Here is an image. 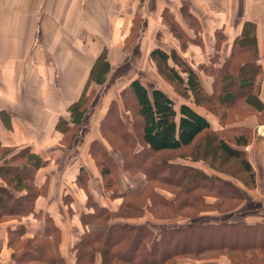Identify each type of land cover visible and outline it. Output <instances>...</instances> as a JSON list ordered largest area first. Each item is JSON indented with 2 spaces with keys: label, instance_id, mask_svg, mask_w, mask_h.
Here are the masks:
<instances>
[{
  "label": "crops",
  "instance_id": "obj_1",
  "mask_svg": "<svg viewBox=\"0 0 264 264\" xmlns=\"http://www.w3.org/2000/svg\"><path fill=\"white\" fill-rule=\"evenodd\" d=\"M185 5L201 30L198 40L190 36L188 41L203 50L201 65L215 63L214 70H218L230 61L227 71L235 60L253 67L249 83L241 85L245 74L239 77L234 73V83L230 79L226 83L230 88H214L219 79L201 68L198 72L192 68L203 93L212 97L218 92L216 107L226 108L225 115L218 116L209 109L213 105L196 101L190 89H185L187 96H183L157 79L158 84L150 86L142 77L131 75L135 73L133 64L126 69L130 77L120 91L139 80L149 95L157 89L172 100L176 122L181 105L203 117L209 127L191 144L208 132L243 155L254 172V181L247 185L246 174L236 177L212 165L206 168L194 164L208 169L216 178H225L245 199H257V194L264 198V0H0V164L16 167L23 174L31 173L27 182L37 192L28 215L8 217L0 223V264H15L13 247L35 236L51 242L56 238L55 249L64 263L74 264L75 245L89 228L84 215L93 212L94 205L118 209L123 197L115 196L114 190L104 185L92 145L98 141L107 143L99 119L104 107L94 103L89 109L86 100L94 87L101 88L109 81L112 69L124 63L119 64L123 61L121 46L132 35L138 18L139 23L145 20L149 24L155 17L161 19L158 14L168 9L176 14L179 23ZM145 41L150 43L148 38ZM138 43L136 40L133 44ZM241 50L249 57H243ZM172 51L183 60L186 57L178 54L176 47ZM128 56V61L137 60ZM102 63L107 64L108 73L101 71ZM191 64L194 65L192 61ZM179 74L186 79L185 72ZM79 108L83 109L81 114ZM206 143L205 140L200 146ZM113 154H109L113 165L120 164ZM198 160L202 159H193ZM238 168L246 173L241 165ZM0 186L13 189L1 178ZM26 193L24 188L15 196ZM263 214L244 220L254 224ZM121 219L123 222L112 218L110 223L131 224L137 220ZM18 225L24 226V232L15 235L12 247L11 233ZM99 262L97 255L95 264ZM214 262L230 264L226 258ZM178 264L193 263L180 260Z\"/></svg>",
  "mask_w": 264,
  "mask_h": 264
},
{
  "label": "rangeland",
  "instance_id": "obj_2",
  "mask_svg": "<svg viewBox=\"0 0 264 264\" xmlns=\"http://www.w3.org/2000/svg\"><path fill=\"white\" fill-rule=\"evenodd\" d=\"M158 16L161 19L155 17L156 19L152 23L149 21V24L145 20L139 23L140 18L136 20L132 35L125 38V43L121 46V52H123L121 60L123 61L119 64L124 63L115 70L112 69L111 71L114 72L110 71L112 75L109 81L107 80L103 86L100 85L101 88L94 87L86 100L89 109L94 106V103L104 107L99 119L101 134L107 143L99 141L92 143L93 149L98 155L96 157L97 168L98 170L108 168L110 171L107 175L101 174V177H103L104 183H109L115 196L123 197L128 194L131 196V202L136 205L121 213L133 214L135 217L129 219L137 220L131 221V224L146 225L157 234L164 229L188 225L222 224L225 222L230 224L239 220L250 224L245 220H251L258 216V213H264V198L259 197L258 194L256 195L257 199L253 200L245 199L242 194L239 197L235 196L233 184H228L224 181L225 178H216L209 173L208 169L194 164L195 162L204 167L212 165L225 174H235L236 177L246 174L249 180L247 173L240 172L239 160L230 161L225 158L220 153L218 145L215 144L217 140L209 133H206L201 139L198 138L190 146L176 151H151L142 139V123L134 97L130 92L122 93L123 89L121 91L120 89L123 88L125 80L130 77L126 70L128 65L133 64L135 73L132 72L131 75L142 77L148 81L150 86H154L158 82H162V84L166 82L177 94L187 96L184 93V86L173 81L162 64L149 57L151 48L161 49L171 54L172 48L176 47L178 54L184 53L186 57L183 60L178 56L177 62L172 59L173 61L170 60L169 65L174 67L177 72H183L182 70L188 66L194 67L197 72L201 68L206 73H212L213 79H219L214 88H230L226 83L233 77L232 74L243 73L250 77L254 71L253 67L245 61L240 63V61L234 60L222 75V71L214 70L215 63L201 65L204 58L201 59L200 50L202 53L203 50L199 48V44L192 45L188 42L191 40L190 36H194V40H198L201 30L198 20L190 14L187 5L182 11L183 18L179 17V23L176 21V14L172 15L168 9H164L163 13ZM161 21L162 23H160ZM146 24L148 25L146 26ZM146 38L150 43L145 41ZM136 40H139V43L133 44ZM241 52L243 57H249L244 50ZM129 54L137 60L128 61ZM191 61L194 65L191 64ZM118 91L120 92L118 93ZM217 93L216 91L212 97L203 94V96H198L199 100L197 101L213 105L209 108L210 111L218 116H224L225 111L223 110L226 108L216 107ZM192 96L195 98L193 93ZM107 98L112 99L107 101ZM205 140L208 143L201 147L200 143ZM113 152L114 157L120 160V164L118 162L113 165V159L109 155ZM199 158L202 160L193 161V159ZM261 217V221H263L264 214ZM115 218H119L120 222H123L122 216ZM212 231L213 229H211ZM185 243L189 244L188 240ZM198 243L201 244L202 240H198ZM253 255L255 254L237 251L207 250L199 256L196 255L197 257L187 256L176 259L174 257L168 264H175V261L178 264L180 260L202 264L220 258L222 260L226 258L230 264H264V253L259 255V258H252Z\"/></svg>",
  "mask_w": 264,
  "mask_h": 264
},
{
  "label": "trees",
  "instance_id": "obj_3",
  "mask_svg": "<svg viewBox=\"0 0 264 264\" xmlns=\"http://www.w3.org/2000/svg\"><path fill=\"white\" fill-rule=\"evenodd\" d=\"M150 58L161 63L163 68L169 72L171 79L184 86V90L190 89L196 101L199 100L198 96H203V94L209 96L203 93L198 77L192 68L187 66L182 70L187 74L184 80L179 72L169 65V58L177 62L178 57L175 51L167 54L161 49L155 48L150 52ZM229 63L230 61L226 62L218 69V71H222V75L226 72ZM102 66L104 69L102 68L101 71L107 72V64L102 63ZM249 78L246 76L241 85L249 83ZM104 80L105 78L100 79L97 83L100 84ZM173 81L171 82L173 83ZM230 82L234 83V77L230 78ZM121 92H130L133 95L138 115L142 121L143 141L153 152L176 151L182 146L191 145L196 136L209 127L203 117L185 105H181L179 111L181 116L176 122V111L173 108L172 100L157 89H154L149 95L139 80H133ZM226 98H230V96H226ZM79 110L81 114L83 109L79 108ZM217 142L215 144L218 145L220 153L225 158L239 160L238 167L241 165L248 174L249 180L245 182L247 185H251L254 181V172L243 155L223 141ZM101 171L105 175L110 173L108 168ZM0 178L13 187L12 190H9L0 186V223L8 217L21 218L28 215L33 209V200L37 196V192L27 182V180H31V173L23 174L16 167L0 164ZM24 180L26 182L22 183ZM227 183L230 184V182ZM104 185L110 188L109 183H104ZM24 188L27 191L24 196H15L16 191H22ZM234 192L235 196L241 195L237 188H234ZM130 197L128 194L123 195V200L115 211L94 205V211L84 215V223L89 228L75 245L76 261L74 264H95L97 255L100 257L99 264H168L174 257L176 259L199 256L207 250L254 253L252 258H259V255L264 253V220L254 224H246L239 220L230 224L225 222L222 224L188 225L164 229L158 234L146 225L110 223L112 218L118 216L135 217L133 214L121 213L136 206L131 202ZM211 229H213L212 232ZM201 230L204 234L199 232ZM23 232V225H18L12 230L11 234L13 235L9 241L12 247L13 241L16 240L15 235L21 236ZM52 233L55 234L56 231ZM186 240L189 244L185 243ZM198 240H202V243L199 244ZM57 242L56 238L51 242L49 238L37 236L24 239L18 248L13 247L12 259L15 264H65L55 249ZM175 264H177L176 261ZM202 264L217 263L210 261Z\"/></svg>",
  "mask_w": 264,
  "mask_h": 264
}]
</instances>
